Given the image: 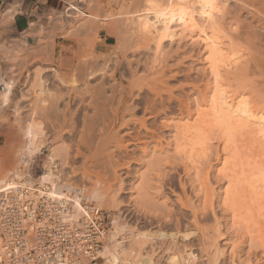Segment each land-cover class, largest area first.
Listing matches in <instances>:
<instances>
[{"label":"rangeland","instance_id":"obj_1","mask_svg":"<svg viewBox=\"0 0 264 264\" xmlns=\"http://www.w3.org/2000/svg\"><path fill=\"white\" fill-rule=\"evenodd\" d=\"M125 1L134 4L126 12L121 9ZM167 1L121 0L117 9L101 16L102 4L69 0L64 13L41 27L35 44L4 46L0 56V180L14 177L22 166L29 170L33 163L37 168L34 175H40L51 148L68 145L67 160L57 159L64 179L74 186H98L107 196L100 206L113 219L117 214L120 223L127 221L142 230H198V236L189 242L158 241L163 251L173 243L174 253L192 246L199 264H264V182L258 187L259 182L251 184L253 177L262 176L255 169L264 168V140H257L254 127H241L227 140L225 128L222 131L213 121L210 127L202 121L197 126L201 120L198 111L207 110L213 95V76L202 42L194 34L193 38L165 41L156 52L152 35L143 34L133 23L137 12ZM227 1V13L218 27L226 51L235 53L239 61L231 70L221 67V81L235 100L247 98L253 110L264 112V0ZM71 4L89 15L68 17L73 12L67 10ZM120 12L126 15L119 16ZM106 18L109 21L100 20ZM107 25L115 27L117 42L103 48L98 46L99 30ZM103 68L105 75L99 74ZM42 71H47L45 112L38 93ZM73 79L79 84L76 90L71 87ZM5 81L13 89L4 104ZM88 87L98 92V96L94 94L97 98L92 94L95 101ZM53 91L60 99L56 112L50 113L46 107ZM100 91H105L101 99ZM98 106L105 107L106 114L94 108ZM28 123H41L46 132L43 153L30 163H26L30 157L24 132ZM195 125L201 127L197 133L209 137L202 135L206 144L194 145L196 131L186 128ZM227 164L231 168L223 171ZM139 196L147 203L141 209L134 204ZM214 239L218 243L215 250H204Z\"/></svg>","mask_w":264,"mask_h":264},{"label":"bare ground","instance_id":"obj_2","mask_svg":"<svg viewBox=\"0 0 264 264\" xmlns=\"http://www.w3.org/2000/svg\"><path fill=\"white\" fill-rule=\"evenodd\" d=\"M162 2H163V0H162ZM227 2H228L227 0H219V1L218 0L217 1L216 0H168L166 2V5L165 4L163 5V3H162V6L160 5L161 3L159 2L158 4L160 6L155 5V4L148 5L146 7V9L144 8L143 11L137 12L136 21L133 23L137 24V27H139V30L144 32L143 34L148 33L146 35H152L153 39L155 40V44H156V46H155L156 52L160 51V47L163 45V43L165 41H173V42L175 41L176 42L178 40H183L184 37L193 38L194 34H196L197 38H199L200 42H202L203 46L205 47V49L208 53V56L207 55L206 56L208 57V62H209V66H210V72L209 73H211L213 76V78H212L213 79L212 80L213 81V87H212L213 95L210 97V99L208 101L209 107L205 108L207 110L203 111V108H201V110H199V108H198V110H199L198 111V113H199L198 118H200V116H201V118H200L201 120L198 119L200 121V124H197V126L203 125V124H201V121H202L204 123L206 122L207 123V124L205 123L206 126L208 125L210 127V126H212L210 122L213 121L214 123H212V124H215L216 126L218 125V126H220V128L221 127L225 128V133L227 134L225 136L228 137L227 140L232 139L234 137V134L236 132L238 133V130L241 127H242L241 128L242 130H244L247 126H248V128L251 127L252 129L254 127L255 129H253L252 132L255 133V135H256L255 131H257V133H258L257 136L259 135L258 137L256 136L257 140H258V138H262L261 140H264V112L263 111L261 112L259 110H253L251 108L250 102L248 101L247 98L243 97V98H240L239 100H235V98H233L235 95H232L230 93V90L227 89L228 87L226 88L225 84L222 83L223 81H221V77H222L221 76L222 75L221 67H223V69L226 71L231 70L235 67L236 64H238L237 62L239 61L238 60L239 58L235 57V55H236L235 53L226 51V48H225L226 43H225L224 38L220 35V31H219L220 27H218V26H220V20L219 19L221 17H224L223 15H226L225 13H227V12H225L226 11L225 9L228 7V6L226 7ZM132 3L125 1L121 9L125 10L129 7V5L133 6L134 4H132ZM69 10H73V12L68 13V16L81 17L82 15H86L85 12H83V10H81L79 7H77L74 4L71 7H69ZM125 12H126V10H125ZM117 14L119 16H120V14L126 15V13H123V12H120ZM127 14L128 15L130 14L132 16L133 13L131 14V12L130 13L127 12ZM97 16L98 15H96L95 18H98ZM113 16L115 17V15H113ZM134 16L135 15H133L132 17H134ZM132 19L135 20V17ZM132 19H131V21H133ZM91 22H93V20ZM91 27H92V25H91ZM134 31H135V29H134ZM221 31H223V30L221 29ZM148 38H149V36H148ZM146 40H147V38H146ZM161 51H162V49H161ZM104 68H107V67H104ZM104 68L102 69V72L99 74L105 75L106 71ZM52 70L54 72H57L56 69H52ZM45 72H47V71H42L38 76L39 84H40L41 88L38 92L40 96L39 95H37V96L41 97V99H42L41 103L42 104L41 103L40 104L43 107H44L45 101H46V99L44 100L45 93H46V88L44 87V84L47 83V81L44 79ZM93 75H91V76L89 75L90 78H93ZM57 77H59V76H57ZM71 81H72L71 87L73 88V90H76L77 87L79 86L77 80L73 79ZM5 84H6V86H5L4 90L2 91V98H3L4 104L9 101L11 93H12V89H13L12 88L13 85L9 81H5ZM100 86H102V85H100ZM100 86L97 87L98 89L96 88L97 91L100 90ZM104 87L105 86H103V88ZM89 90H90V88H89ZM97 91L92 92V90H90V92L89 91H87V92H89L88 94H91L90 96L92 98L93 96H95L94 94ZM151 91H155V90L151 88ZM100 92H102V91H100ZM97 93H96V95L98 96ZM103 93H105V91L102 93H99V95H100L98 97L99 99H101V95ZM56 94L54 93V91L49 92V98L48 99L50 101L49 102L50 104H48V107H46L49 110V112L52 110L55 111L56 107L58 105L57 103L60 99V96H59V94L58 95H56ZM92 94H93V96H92ZM97 96H95V97L97 98ZM209 96H208V98H209ZM104 98H106V96H104ZM93 99L94 98H92V100ZM93 101H95V100H93ZM38 102H40V101H38ZM98 103H99V101H97V103L95 102V105H97ZM89 104H92L91 106H93L94 103L91 102ZM67 107H69V106L67 105ZM94 108L100 109L101 112L105 113V111H103L105 107L103 108V110H102V108H99V106L94 107ZM41 109L44 112L46 111L45 107L41 108ZM97 109H94V110H97ZM116 111H117V109H116ZM98 112L99 111H97L96 113H98ZM101 112H99V113H101ZM50 113H52V112H50ZM92 117H94V116H92ZM144 120L145 119H142L141 124L146 128V126H145L146 120L145 121ZM216 126H214V127H216ZM25 127L26 128H25L24 132H25V138L27 139L26 145H25V151L27 152L28 157H30L26 160V163H30V160H33L34 157H36L40 153H43V149L46 147V142L44 139L46 132H45V129L41 123H28L27 126H25ZM187 127H188V128H186L187 131L192 130V132L196 131V133L198 132L199 129L201 130V127L199 126L198 127L199 129H198L196 127V125L191 126V127L187 126ZM222 131H223V129H222ZM239 131H241V130H239ZM252 132L250 131V133H252ZM196 133H195V135L197 138H196V141H194V143H195L194 145L204 144V143L206 144L205 139L209 138V137H206V135H204L202 133H197V134ZM202 135L205 136V139ZM233 142H231V140H230V143H233ZM259 143H260V141H259ZM68 154H69L68 145L62 144L61 148H58V149H55L54 147L51 148V152L48 153L46 158H45V161H44L45 167H44L43 172L40 174L39 180H40V183L45 185V186H46V183H50L52 185V187H49V194L51 196L69 197L68 194L72 193L73 196L71 197V199L74 201L75 208L80 210V208H81L80 199L81 198L79 197L77 191H75L77 186H74L70 183H67V181L63 182V178L60 176L58 170L55 168V166L57 165V162H58L57 159L63 158L65 160H67L66 157H68ZM59 160H61V159H59ZM65 160H63V161L67 162ZM229 162H230V160H229ZM224 164H226V161ZM228 165L229 164H227V166L224 167L225 169H222V170L225 171L226 169H230L231 167L229 168ZM231 165H232V163H231ZM235 167L236 166L234 165L233 169ZM255 170H256V173H257V171L260 172L262 174V176L260 178H257V179H255V177H253L254 180L252 179L251 180L252 183H251V181H250V183L253 185V184H255V182L256 183L259 182L257 184V187H258L260 185H263L262 183L264 182V177H263L264 176L263 175L264 174V168H260L259 170L255 169ZM254 172L255 171H253V174H255ZM244 175H246V174H244ZM15 176L20 177V176H22V174L17 172V173H15ZM7 180L8 179H5V180L2 179V180H0V182L3 185L4 183L7 182ZM0 187H1V185H0ZM85 190L87 192L88 199L91 202H94L96 205H98V206L104 205L107 202L106 194L103 191H101L98 186L95 185V186H92V188L91 187L85 188ZM261 192L259 191V192H257V194L260 195ZM262 194L264 195V192H262ZM263 195H261V196H263ZM261 196H259V197H261ZM145 197H146V195H145ZM251 197H253V196H251ZM143 198H144V196H143ZM245 199H243V200H245ZM134 200H135L134 204H135V207L137 209H141V208H143L144 205L147 204V203H144L142 196H139L138 198H136ZM182 200H181V202H182L183 206H185ZM241 200H242V198H241ZM112 201H113V203L117 202L115 197L112 198ZM260 201H256V202H260ZM263 201H264V199H263ZM248 203H249V201H248ZM185 204H187V203L185 202ZM246 206H244V207H246ZM249 206H247V208H249ZM251 207H252V204H251ZM261 209H262V207H261ZM194 210H196V209H194ZM244 211H245V213H247L246 210H244ZM249 211H250V209H249ZM251 212H248V213L250 214ZM208 215H209V213H208ZM246 218H247V216H246ZM200 227L202 228V226H200ZM197 234H198V230H196L195 228L190 229V230H186V231H181V232H179V231H177V232L176 231L175 232L174 231H165L162 229L153 230L152 228H149L147 230H142V229H139V227H137V226L129 224L127 221L120 223L119 222V215L114 214V229L109 236L108 243H107V245L104 249V252H103V256L105 258H108V260H110L111 262H114V263H117L120 260L135 259V260H140L142 262V264H155L154 257L157 254L161 253L163 255L164 253L169 252L171 250V248H169V250L166 249L165 251H163L164 246L157 244L158 241L169 242L170 240L173 241V240L179 239L185 243V242L191 241L193 238L198 236ZM125 235L129 240L128 246H126L124 244L125 239L123 236H125ZM219 237H220V235H219ZM207 239H209V238H207ZM207 239H206V241H207ZM216 239H217V237H216ZM216 239L212 240V241H214V243L213 242L208 243L206 248H204V250H206L207 252L208 251L210 252L211 249L215 250L213 248H216V245L218 244ZM170 243L171 242H169V244ZM172 245H174V244L172 243L171 246ZM148 247H152L153 251L151 249L149 250ZM160 247H163V249H159ZM191 247L186 248V246H185L183 248L184 251L181 253H178V252L174 253L173 252L169 257V263L170 264H185V260L187 262V260L191 259V257H196V254L193 251H191L192 250ZM218 248L219 247H217V249ZM148 251H152V253H149ZM180 251H182V250H180ZM217 254H219V251L216 253V255ZM221 256H219V257H221ZM215 257L216 258H214V259H218L217 256H215ZM218 261H219V259H218ZM216 264H218V263L216 262Z\"/></svg>","mask_w":264,"mask_h":264},{"label":"built area","instance_id":"obj_3","mask_svg":"<svg viewBox=\"0 0 264 264\" xmlns=\"http://www.w3.org/2000/svg\"><path fill=\"white\" fill-rule=\"evenodd\" d=\"M60 166L57 162L55 168L65 182ZM36 169L34 163L27 171L22 166V176L11 177L0 187V264H142L135 259L114 263L105 258L114 229L111 214L88 199L84 186L75 190L81 198L80 210L72 193L51 196L52 185L41 184ZM123 237L128 246V238ZM172 253L157 254L155 264H170ZM197 256L185 264H199Z\"/></svg>","mask_w":264,"mask_h":264},{"label":"crops","instance_id":"obj_4","mask_svg":"<svg viewBox=\"0 0 264 264\" xmlns=\"http://www.w3.org/2000/svg\"><path fill=\"white\" fill-rule=\"evenodd\" d=\"M94 2L103 5V9L100 10V15L103 16L110 9H117L121 0ZM68 3L69 0H0V56L4 55L2 53L4 46L20 47L35 44L39 40L41 27H47L54 16L64 13ZM100 20L109 21L107 18ZM116 33L113 25L101 27L98 46L106 48L114 45L117 42Z\"/></svg>","mask_w":264,"mask_h":264}]
</instances>
